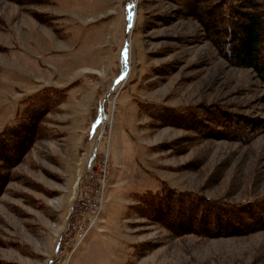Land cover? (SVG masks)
<instances>
[{
	"label": "rangeland",
	"instance_id": "obj_1",
	"mask_svg": "<svg viewBox=\"0 0 264 264\" xmlns=\"http://www.w3.org/2000/svg\"><path fill=\"white\" fill-rule=\"evenodd\" d=\"M202 1L0 0V131L28 95L68 94L8 166L0 264H264V229L179 234L134 198L264 196V128L231 132L264 120V83L222 56Z\"/></svg>",
	"mask_w": 264,
	"mask_h": 264
},
{
	"label": "trees",
	"instance_id": "obj_2",
	"mask_svg": "<svg viewBox=\"0 0 264 264\" xmlns=\"http://www.w3.org/2000/svg\"><path fill=\"white\" fill-rule=\"evenodd\" d=\"M198 2L192 0V4L197 5ZM206 6L204 14L207 18L203 16L201 20L222 56L236 66L252 69L264 83V0H216ZM7 50L0 43V52ZM67 95L65 88L47 87L22 99L23 107L16 112L12 122L0 131V189L9 178L8 166L19 162L28 153L34 138L42 133L41 123L45 117L65 102ZM141 104L142 108L149 105L146 102ZM154 117L163 121L166 115L157 113ZM175 119L178 118L172 115L169 120L173 122ZM255 122L242 116L231 123L232 131H229L235 133L236 128L244 124L252 128H264V120ZM199 130L206 134L210 132L203 126ZM134 196L146 213L179 234L219 237L264 229V196L248 202L246 207L229 206L199 194L183 193L166 187L158 191L136 193ZM210 208H214V213ZM170 215L176 221L171 222Z\"/></svg>",
	"mask_w": 264,
	"mask_h": 264
},
{
	"label": "built area",
	"instance_id": "obj_3",
	"mask_svg": "<svg viewBox=\"0 0 264 264\" xmlns=\"http://www.w3.org/2000/svg\"><path fill=\"white\" fill-rule=\"evenodd\" d=\"M60 244H61V242H59ZM60 244L58 245V249H60L61 247H60Z\"/></svg>",
	"mask_w": 264,
	"mask_h": 264
}]
</instances>
